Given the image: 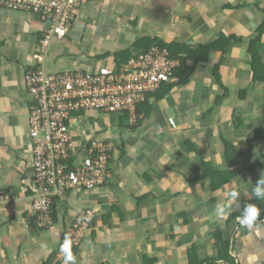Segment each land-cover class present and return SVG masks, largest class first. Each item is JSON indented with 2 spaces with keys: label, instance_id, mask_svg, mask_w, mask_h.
I'll return each instance as SVG.
<instances>
[{
  "label": "crops",
  "instance_id": "0c3cea01",
  "mask_svg": "<svg viewBox=\"0 0 264 264\" xmlns=\"http://www.w3.org/2000/svg\"><path fill=\"white\" fill-rule=\"evenodd\" d=\"M263 21L264 0H88L69 35L51 44L47 73L114 67L113 56L139 39L196 46L224 35L242 42L211 53L185 86L151 101L149 115L133 131L125 130L132 126L125 115L106 117L107 133L99 117L80 115L73 141L79 147L109 141L111 179L98 190L57 200L53 228L42 231L30 217L35 181L24 77L46 22L0 8V192L7 198L0 203V264H50L86 212L93 217L73 249L74 264H231L229 257L235 264H264V214L251 225L241 222L243 203L264 179V137L255 134L264 131V81L252 80L248 52ZM257 51L264 64V38ZM215 66L228 90L219 106ZM223 141L241 157L228 184L214 181L215 173L230 170ZM217 233L228 262L225 252L220 257Z\"/></svg>",
  "mask_w": 264,
  "mask_h": 264
},
{
  "label": "built area",
  "instance_id": "2783aa9c",
  "mask_svg": "<svg viewBox=\"0 0 264 264\" xmlns=\"http://www.w3.org/2000/svg\"><path fill=\"white\" fill-rule=\"evenodd\" d=\"M88 0H0V8L39 15L46 22L32 56L33 67L24 77L28 95V143L32 151L34 185L31 215L40 228L53 225L58 198L72 191L90 192L111 179L109 161L112 145L93 139L76 146L73 133L80 128V115L95 117L126 115L136 121V110L172 77L179 66L165 49L153 46L129 59L124 70L101 67L94 72L76 69L47 73L43 63L51 44L65 39L75 17ZM81 121V122H80ZM174 127V124H171ZM7 200L0 192V203ZM93 214L83 213L61 241L51 264H65L62 246L71 241V253L85 238ZM73 254V253H72Z\"/></svg>",
  "mask_w": 264,
  "mask_h": 264
},
{
  "label": "trees",
  "instance_id": "16d2710c",
  "mask_svg": "<svg viewBox=\"0 0 264 264\" xmlns=\"http://www.w3.org/2000/svg\"><path fill=\"white\" fill-rule=\"evenodd\" d=\"M255 37L249 41L248 52L251 55V70H252V80L254 82L264 81V64L261 63V57L257 51V45L260 44L264 38V21L258 26V29L255 31ZM235 43L242 42L241 39L235 37H227L224 35H220L218 38L213 40L210 43H206L203 45H186V44H167L158 39H139L137 40L132 47L127 50L121 51L118 54L114 55V67L116 71L124 70L127 62L133 54L132 49H140L144 51L150 50L152 46H157L160 49H165L168 53V57L170 60L178 61L179 66L173 69L172 77L167 83H163L160 85L159 89L155 93H150L146 96L145 102L137 107L136 110V121L132 126L125 127V130L133 131L135 127L138 126L144 118H146L151 109L152 103L156 102L160 98L164 97L166 93L171 91V89L175 86H185L188 83L191 75L195 71L198 65L205 64L209 59L211 53L215 51H219L224 53L230 45ZM108 56V55H104ZM212 76L217 86L222 90L223 94L215 99V105L219 106L221 102H223L228 96L227 88L222 84L219 73L218 66H215L212 70ZM242 94L245 93L241 91ZM241 96V95H240ZM152 101V103H151ZM126 116V115H125ZM258 136L264 137L263 130H257L256 133ZM225 146V157L228 159V167L232 168L241 158L235 151L234 146L230 142L223 141ZM249 145H252L249 143ZM238 157V159H237ZM237 169H230L225 172L215 173L214 181L228 184L231 177H235L237 174ZM255 174V172H253ZM256 183V182H255ZM253 198L251 201L244 202L243 208L247 205H256L260 210L261 214H264V197L257 198L255 196L254 190L252 192ZM251 212H249L250 216ZM261 217V216H259ZM32 219L33 228L37 229L36 221L34 218ZM216 239L218 249L220 250V257H222V253L225 252L226 256L224 258L225 261L228 262L230 259L231 264H235L232 258L228 255V247L227 244L224 243L221 233H217L214 236ZM228 255V256H227ZM229 257V259H228ZM53 259L51 260L52 263ZM50 263V264H51ZM211 264H216L211 261Z\"/></svg>",
  "mask_w": 264,
  "mask_h": 264
},
{
  "label": "clouds",
  "instance_id": "9594fccd",
  "mask_svg": "<svg viewBox=\"0 0 264 264\" xmlns=\"http://www.w3.org/2000/svg\"><path fill=\"white\" fill-rule=\"evenodd\" d=\"M97 190H98V189H97ZM254 193H255V196H256L257 198L264 197V179L259 178V179L256 181V183H255V185H254ZM66 194H67V193H66ZM66 194H65V195H66ZM65 195H64V196H65ZM64 196H63V197H64ZM63 197H60V198H58L57 200H59V199H61V198H63ZM57 200H56V201H57ZM55 203H56V202H55ZM31 208H32V207H31ZM54 208H55V205H54ZM253 211H255V215L252 216V219H249V218H248L249 212L252 213ZM53 214H54V209H53ZM259 214H260V210L257 208L256 205H247V206L245 207V209H244V218H243V220H242L241 222H242V223H245V224H248V225H251V224L254 222L256 216H258ZM30 217L35 219V221H36V226H37V229H38V230L49 231L50 229L53 228V225H54V219H53V225H52L51 227L40 228V227L38 226V223H37L36 218L33 217V216L31 215V212H30ZM89 228H90V227H89ZM67 233H68V231H67ZM67 233L65 234V236L67 235ZM86 233H87V232H86ZM65 236H64V237H65ZM64 237L62 238V240L64 239ZM76 247H77V246H76ZM76 247H74V248H76ZM74 248H73V249H74ZM61 250L64 251V253H65V264H74V256L72 255L73 250H72V253H71V241H70L69 239L66 238V240H65V242H64V245L62 246V249H61Z\"/></svg>",
  "mask_w": 264,
  "mask_h": 264
},
{
  "label": "rangeland",
  "instance_id": "374dc122",
  "mask_svg": "<svg viewBox=\"0 0 264 264\" xmlns=\"http://www.w3.org/2000/svg\"><path fill=\"white\" fill-rule=\"evenodd\" d=\"M108 41H109V39H108ZM75 46V45H74ZM81 47L83 48V45L81 44ZM109 117H111V115H109ZM112 117H114V116H112ZM89 120H90V118H88ZM91 122V125H93L94 124V122H95V120L94 119H91L90 120ZM100 124H102L103 125V130L107 133L110 129L109 128H111V125L108 123V121H107V118L106 117H100ZM112 126H115V125H112ZM105 133V134H106ZM255 141V140H254Z\"/></svg>",
  "mask_w": 264,
  "mask_h": 264
},
{
  "label": "snow or ice",
  "instance_id": "6c2138e0",
  "mask_svg": "<svg viewBox=\"0 0 264 264\" xmlns=\"http://www.w3.org/2000/svg\"><path fill=\"white\" fill-rule=\"evenodd\" d=\"M252 215H255V211L252 212Z\"/></svg>",
  "mask_w": 264,
  "mask_h": 264
}]
</instances>
